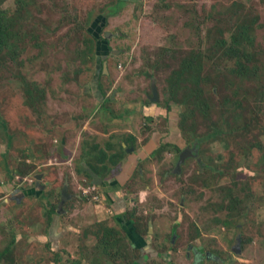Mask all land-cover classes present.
I'll list each match as a JSON object with an SVG mask.
<instances>
[{
  "label": "rangeland",
  "instance_id": "374dc122",
  "mask_svg": "<svg viewBox=\"0 0 264 264\" xmlns=\"http://www.w3.org/2000/svg\"><path fill=\"white\" fill-rule=\"evenodd\" d=\"M0 12L15 35L0 50V264H193L195 249L220 259L204 264H264V0H0ZM234 50L240 67L223 58ZM200 52L186 97L171 76ZM118 176L147 251L102 198ZM96 184L98 201L81 200ZM68 190L81 209L62 208Z\"/></svg>",
  "mask_w": 264,
  "mask_h": 264
},
{
  "label": "trees",
  "instance_id": "16d2710c",
  "mask_svg": "<svg viewBox=\"0 0 264 264\" xmlns=\"http://www.w3.org/2000/svg\"><path fill=\"white\" fill-rule=\"evenodd\" d=\"M114 1L115 2H122V1H125V0H114ZM110 2H112V0H110ZM11 22L12 21L8 22L6 19H3L2 12H0V50L5 49L6 48L5 46H6L7 42H9V39L11 37L15 36L14 33L10 30ZM235 34L236 35L234 36L235 37L234 41L235 42L237 41V43H239L240 42V37L243 36V29L239 30V33L237 32ZM237 43H235V44H237ZM202 58H203V55H202L201 52L199 54H197L196 57L195 56H193V57L192 56H185L184 58L179 59V62H178V64H176V67H175V69L173 71V74L171 76L172 81H173V86L175 88L179 89L178 92L185 93L186 97H188L189 96L188 93H190L186 89L187 88H191V87H188V83L194 80V79L191 78L192 74H195L196 76L200 77V74H199L200 70H201L200 61H201ZM223 58L228 60V61H234L235 64H236V67H240L241 66V63H240V60H239L240 53L237 50L232 51L230 54L225 53V56H223ZM225 62H227V61H225ZM99 89H100V87H99ZM196 89H197V91L199 90L198 84L196 85ZM191 93H195L194 89H192V88H191ZM132 138H133L132 136H129L128 138L125 139V141L130 143ZM99 146L100 145H93L92 148L89 150V152H91V151H93L95 149H100ZM107 155L108 154L103 153L101 156H99L97 161L100 160V162H104L106 157H107ZM89 165H90L89 173L87 172L86 174H87V176L91 177V172L98 173V171H97V169L94 166H92V164L89 163ZM97 175H99V174H97ZM91 179H92V177H91ZM113 182H114V185H116V187H118V188H116L115 186L114 187L105 188L107 190L105 195H107L108 192L113 191V189H114L115 192H117V190L122 188L123 186H125V183H126V181L123 178L119 177V176L116 177V180H114ZM38 183H40V182H38ZM93 183H94V181H92V184ZM34 190H36V189H34ZM67 193L68 194L65 193V195H61L62 198H63V199L61 198L62 208H64L65 210L66 209L69 210V212L73 211L75 209H81L82 207L75 206L76 203H79V202L75 201V198H73V196L72 197L70 196L69 190H68ZM33 194L40 195V190H36L35 192H33ZM94 195H95V193H90L88 196L80 194V198H81V200L83 199L84 201H87L88 198L92 197V199L90 201L95 203V201H93V196ZM111 198H112L113 204L115 206V210H121L124 207V210H123V212H124L126 206H125L123 198L120 197V194L116 193L115 195L111 196ZM109 199L106 196V201L108 202V204L110 206L112 204V201H111V199L110 200ZM119 201H120V203H118ZM78 205H80V204H78ZM124 215H128L127 216L129 218V219H127L128 221L132 220V219H130V214L129 213L128 214L124 213ZM114 223L116 224V222H114ZM108 226H110V225L108 224ZM112 228L113 227L107 228V227H105L103 225L102 232L100 233L101 235L99 237V245L105 250H107V247L110 246V244L108 242L112 241L114 239V237H115L113 235V229ZM141 228L147 230L146 226L141 225ZM121 233H123L122 230H120L119 235ZM136 238L137 237L134 238V236H133V241L137 240ZM102 245H104V246H102ZM133 264H137V263L134 262Z\"/></svg>",
  "mask_w": 264,
  "mask_h": 264
},
{
  "label": "flooded vegetation",
  "instance_id": "af4514ba",
  "mask_svg": "<svg viewBox=\"0 0 264 264\" xmlns=\"http://www.w3.org/2000/svg\"><path fill=\"white\" fill-rule=\"evenodd\" d=\"M154 103H157V102L153 101V104ZM148 116H151V115H148ZM131 150L133 152V149H131ZM100 188L105 189L106 187L101 186ZM121 189L122 188L118 189L117 192H115L113 189V191L108 192V195L116 194V193L120 194L122 192ZM61 195H65V192ZM102 198L106 199V195L103 191H102ZM118 203H120V201ZM60 204H61V202H60ZM115 211H117V210H115ZM124 213H125V211L123 213L120 212V214L118 213L119 216L117 217L118 218L117 222L120 224L121 230L123 231V233H125V232L127 233L128 230L131 229L133 232L132 234L137 237V240L134 241V243L136 244V249H138L140 251H142V250L147 251L148 245L146 244L144 237L140 233L138 225L135 224V222H133L132 220L128 221L125 218ZM148 233H150V230H148ZM236 240H237V245L240 246L241 243H240V238L238 237V235H237ZM233 251L237 252L238 249L234 248ZM171 253H173V251H171ZM186 255H188V256L193 255V258L195 260V262H193V264H204V261L206 259H211L212 261H220V259L218 257H215L213 254H211L209 252L202 251L201 249L189 250L186 252Z\"/></svg>",
  "mask_w": 264,
  "mask_h": 264
},
{
  "label": "crops",
  "instance_id": "0c3cea01",
  "mask_svg": "<svg viewBox=\"0 0 264 264\" xmlns=\"http://www.w3.org/2000/svg\"><path fill=\"white\" fill-rule=\"evenodd\" d=\"M39 182V180H36L35 182L39 185L40 183H38ZM110 187H114V185L113 186H110ZM106 188H108V186L106 187ZM33 189V188H32ZM40 190V189H39ZM23 191V190H22ZM32 192V191H31ZM33 192H35V190L33 189ZM22 193V194H21ZM20 194H21V200H19L20 199V195H19V193L17 194V196L15 197V199L16 200H18V201H22L23 199H24V197H23V192H21ZM113 195H115V194H111L110 195V198H111V196H113ZM111 200H112V198H111ZM113 203V202H112ZM113 206H114V204H113ZM115 209V208H114ZM44 224V223H43ZM45 229H46V223L44 224V226H43V229H42V231H40V232H38L37 234H38V236H39V238L40 239H43L44 238V231H45Z\"/></svg>",
  "mask_w": 264,
  "mask_h": 264
},
{
  "label": "clouds",
  "instance_id": "9594fccd",
  "mask_svg": "<svg viewBox=\"0 0 264 264\" xmlns=\"http://www.w3.org/2000/svg\"><path fill=\"white\" fill-rule=\"evenodd\" d=\"M33 176H35V180H38L37 179V174H34ZM94 184V183H93ZM93 186H96L97 187V191H90L91 193H95V195L93 196V199H95L94 197L97 195V193L96 192H101V188L99 189L98 188V185L96 184V185H92L91 187H93ZM91 187H89V188H91ZM89 188H87L86 190H88ZM86 190H84V192L86 191ZM89 192V191H88ZM90 193H88L87 195H85L84 193H83V195H85V196H88ZM97 197V196H96ZM98 199H99V197H97V199H95V201L97 202L98 201ZM94 201V200H93ZM50 225V224H49ZM240 243H241V240H240ZM240 246H241V244H240Z\"/></svg>",
  "mask_w": 264,
  "mask_h": 264
},
{
  "label": "water",
  "instance_id": "95a60500",
  "mask_svg": "<svg viewBox=\"0 0 264 264\" xmlns=\"http://www.w3.org/2000/svg\"><path fill=\"white\" fill-rule=\"evenodd\" d=\"M156 92H154V98H156ZM92 177L94 178V183H97L99 185H101V180H98V178L96 177V174L94 172H91ZM40 177H37V179L39 180Z\"/></svg>",
  "mask_w": 264,
  "mask_h": 264
},
{
  "label": "built area",
  "instance_id": "2783aa9c",
  "mask_svg": "<svg viewBox=\"0 0 264 264\" xmlns=\"http://www.w3.org/2000/svg\"><path fill=\"white\" fill-rule=\"evenodd\" d=\"M88 191H97V187L93 186V187L89 188L88 190H86L85 193ZM95 199H97V197H95Z\"/></svg>",
  "mask_w": 264,
  "mask_h": 264
}]
</instances>
